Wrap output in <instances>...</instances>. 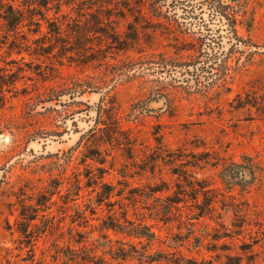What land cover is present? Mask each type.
<instances>
[{
    "label": "rangeland",
    "instance_id": "1",
    "mask_svg": "<svg viewBox=\"0 0 264 264\" xmlns=\"http://www.w3.org/2000/svg\"><path fill=\"white\" fill-rule=\"evenodd\" d=\"M175 1L0 17V264H146L109 250L148 243L153 264H264V0Z\"/></svg>",
    "mask_w": 264,
    "mask_h": 264
},
{
    "label": "trees",
    "instance_id": "2",
    "mask_svg": "<svg viewBox=\"0 0 264 264\" xmlns=\"http://www.w3.org/2000/svg\"><path fill=\"white\" fill-rule=\"evenodd\" d=\"M18 0H0V17L7 23L8 26L12 28V30H17L19 28V25L23 22V16L20 9H17L16 2ZM28 5H34L37 4L39 6L47 7L51 3L59 2L61 0H26ZM20 6L17 5V7ZM59 28L54 24V33H59ZM109 197L111 196V190L108 192H105ZM102 201V200H101ZM125 222L131 223L127 216L124 217ZM107 230L113 229L120 233H125L128 236H133L138 239H140V243H142V238L146 237L149 242L152 241V238H154L153 232H150V229L148 226H141L139 224L136 225L131 230H126V227L119 222V223H106L103 227ZM149 245L143 247V250L140 251L135 248L132 249V252H128V250L122 245L116 250L110 249L109 253L112 255L113 258H127L130 257H137L140 262L146 263V264H153V263H159L162 261V256L159 255L157 252L152 253L149 251ZM79 250H89L87 246H82ZM90 251V252H89ZM87 253L83 251L78 253L77 249L68 248V254L65 255L67 258L66 261H64V264H108V261L106 258L102 255L97 254L94 250H89ZM137 253V254H133ZM205 264V263H201ZM210 264V263H207ZM230 264H240V263H230Z\"/></svg>",
    "mask_w": 264,
    "mask_h": 264
},
{
    "label": "flooded vegetation",
    "instance_id": "3",
    "mask_svg": "<svg viewBox=\"0 0 264 264\" xmlns=\"http://www.w3.org/2000/svg\"><path fill=\"white\" fill-rule=\"evenodd\" d=\"M207 5V8L205 9H200L201 7H203L204 5ZM176 5H181V7H183V10L186 11V14H188L189 16H193L194 18H203L202 13L205 12V10H207L209 16H210V20H212L214 17H217L219 15H221V13L219 12L218 8L216 7V5L213 4V2L209 1V0H178L175 1L171 4L172 8L169 7V9H174L176 7ZM200 6V8H199ZM200 9V12L197 11ZM203 20H205L203 18ZM239 175L240 171H239Z\"/></svg>",
    "mask_w": 264,
    "mask_h": 264
},
{
    "label": "water",
    "instance_id": "4",
    "mask_svg": "<svg viewBox=\"0 0 264 264\" xmlns=\"http://www.w3.org/2000/svg\"><path fill=\"white\" fill-rule=\"evenodd\" d=\"M7 140L6 141H4L3 143H0V147H2V146H4V145H6L7 144Z\"/></svg>",
    "mask_w": 264,
    "mask_h": 264
}]
</instances>
